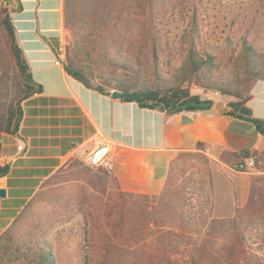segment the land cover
Instances as JSON below:
<instances>
[{
    "label": "rangeland",
    "instance_id": "obj_1",
    "mask_svg": "<svg viewBox=\"0 0 264 264\" xmlns=\"http://www.w3.org/2000/svg\"><path fill=\"white\" fill-rule=\"evenodd\" d=\"M6 10L8 0H0V21ZM149 19L153 39L145 25ZM135 23L139 28L132 38L117 43L108 56L84 58L109 77L122 70L119 61L132 43L133 62L146 85L180 82L191 94L225 105L236 97L206 85L207 71L199 81L180 73L191 42L199 54L215 55L211 78L227 74L231 90L242 97L250 95L257 79H264V0H155ZM78 24L74 35L63 20L64 59L75 40L82 45L85 25ZM243 40L258 59L257 76L248 88L243 82ZM7 66L10 52L0 30V76ZM207 160L200 153L184 154L164 194L126 196L124 203L111 194L116 183L110 176L105 174L102 181L93 168L72 160L42 183L11 224L16 235L46 242L54 264H128L143 259L160 264H264V157L233 177L235 185L248 189L235 194L236 205L228 215L220 214L225 194L213 191ZM201 245L208 253L193 258L191 250Z\"/></svg>",
    "mask_w": 264,
    "mask_h": 264
},
{
    "label": "crops",
    "instance_id": "obj_2",
    "mask_svg": "<svg viewBox=\"0 0 264 264\" xmlns=\"http://www.w3.org/2000/svg\"><path fill=\"white\" fill-rule=\"evenodd\" d=\"M8 10L17 44L42 91L23 101L18 130L0 134V165L8 166L0 177L5 191L0 233L46 179L72 160L84 161L101 144L110 147V177L121 191L136 194H162L181 156H206L213 191L225 194L220 214L234 211L235 194L248 186L235 185L233 177L241 173L231 167L264 155V135L251 122L217 113L213 105L168 113L87 87L63 66V0H8ZM245 105L264 119V79L253 83Z\"/></svg>",
    "mask_w": 264,
    "mask_h": 264
},
{
    "label": "trees",
    "instance_id": "obj_3",
    "mask_svg": "<svg viewBox=\"0 0 264 264\" xmlns=\"http://www.w3.org/2000/svg\"><path fill=\"white\" fill-rule=\"evenodd\" d=\"M154 2L155 0H63L65 27L76 35L80 30L79 21H82L85 25L82 45H79L75 40L72 50L66 52L63 60L65 71L87 87L107 93L112 90L126 93L130 95L127 97L128 100L136 101L143 107H156L168 113L210 109L214 103L212 100L201 99L198 95L191 94L180 82H174L173 85L162 82L154 87L146 85L141 76L142 71L133 62L135 57L131 50L132 43L129 47L130 50L119 61L122 70L110 72L111 76L109 77L105 76L106 73L98 72L100 69L95 63L84 58V55H99L100 53H103L102 56L106 57L108 56L107 52L113 49V46H116L117 43L118 45L121 44L128 36L132 38L136 29L139 28L138 26L135 27V21L145 12H149ZM145 25L149 37L153 39L155 31L151 25V19ZM0 30L6 37L10 52V67L7 66L5 74L0 76V134H13L20 125L23 101L33 94L41 92L42 87L33 80L22 50L17 44L9 10H6L0 21ZM194 45L193 42L190 43L191 47L185 56L184 63L179 68L180 73L184 77H188L189 80L193 78L195 81H199L200 76L207 71L206 73L209 76L206 78L209 80L205 82L206 85L236 97L235 101L227 104L230 107L227 113L251 122L255 129L264 135V119L254 117L251 110L245 105L249 95L242 97L238 91L231 90V84L233 83L227 74H219L211 78L210 69L214 65L215 55L207 52L203 55L199 54ZM56 46L58 47V43ZM152 56L156 60L155 47L152 49ZM242 56L245 65V80L243 82L248 88L253 81V77L257 76L258 59L255 50L245 40H243L242 45ZM204 66L208 69L204 70ZM242 154L247 157L250 152L243 151ZM89 169L88 171H90ZM94 170L100 180H106L102 169L97 168ZM7 172L8 166L0 165V177ZM168 187L169 183H167L162 194L167 191ZM111 194H118L123 203L126 196L144 195L121 191L117 185L116 192ZM18 213L14 214L13 220ZM11 222L0 233V264L55 263L46 242L38 244L31 237L27 238L29 234L27 236L16 235ZM191 251L193 258L208 253L203 245L194 247ZM104 264L117 263L107 262ZM128 264H160V262L143 259Z\"/></svg>",
    "mask_w": 264,
    "mask_h": 264
},
{
    "label": "built area",
    "instance_id": "obj_4",
    "mask_svg": "<svg viewBox=\"0 0 264 264\" xmlns=\"http://www.w3.org/2000/svg\"><path fill=\"white\" fill-rule=\"evenodd\" d=\"M256 159V155H251L248 158L236 162L231 167V170L234 172H243L248 169H252L254 167ZM83 162L90 168L102 169L104 174L108 176H110L113 172V160L110 155V147L108 144H101L91 149L85 155Z\"/></svg>",
    "mask_w": 264,
    "mask_h": 264
},
{
    "label": "water",
    "instance_id": "obj_5",
    "mask_svg": "<svg viewBox=\"0 0 264 264\" xmlns=\"http://www.w3.org/2000/svg\"><path fill=\"white\" fill-rule=\"evenodd\" d=\"M111 96L114 98L124 99L130 95L117 90H112ZM213 109L215 112L222 114L228 112L230 110V107L228 105H225L221 100H216L213 103ZM4 195H5V191L3 189H0V196L3 197Z\"/></svg>",
    "mask_w": 264,
    "mask_h": 264
}]
</instances>
